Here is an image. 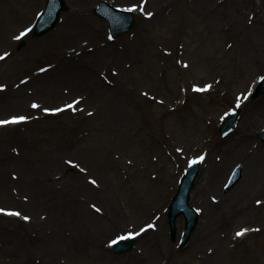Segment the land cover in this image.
I'll return each instance as SVG.
<instances>
[{"label":"rangeland","instance_id":"rangeland-1","mask_svg":"<svg viewBox=\"0 0 264 264\" xmlns=\"http://www.w3.org/2000/svg\"><path fill=\"white\" fill-rule=\"evenodd\" d=\"M65 1L68 9L54 29L41 37L28 31L17 40L45 0H0V55L7 53L0 60V120L25 117L0 125V264H128L122 258L132 253L143 264H264L260 175L246 198L254 218L232 217L218 242L205 243L203 260L189 243L179 247L170 239L166 217L193 157L206 155L205 172L209 158L222 164L223 153L241 137L242 161L232 158L228 167L245 158L257 163L264 94L247 96L264 73L262 7L243 11L236 21L228 0H216L215 11L207 0H155L163 10L157 15L154 0L144 14L139 0H107L133 9L136 19L110 40L106 22L92 10L99 0ZM212 29L218 35L209 34ZM47 77L56 79L37 92L36 82ZM238 103L240 119L252 120V127L237 124L223 137L219 123ZM217 145L222 152L210 150ZM4 155L11 156L8 163ZM231 170L204 196L226 195L235 186L224 188ZM190 204L197 206L192 198ZM183 222L180 217L178 231ZM147 223L154 229L141 232L130 251L108 248L111 238ZM243 228L248 231L237 237Z\"/></svg>","mask_w":264,"mask_h":264},{"label":"bare ground","instance_id":"bare-ground-1","mask_svg":"<svg viewBox=\"0 0 264 264\" xmlns=\"http://www.w3.org/2000/svg\"><path fill=\"white\" fill-rule=\"evenodd\" d=\"M207 1H209L210 7L213 11L217 10L216 0H207ZM228 2H229V9H230L231 15L232 17H234L236 21L238 19H241V15L243 11H246L247 9H251L255 11L258 7L259 8L262 7L263 10L261 8V10L257 12H260L261 15H264V0H228ZM147 3L149 4L148 0L146 1L145 5ZM153 5H155V7L157 8L156 10L154 8V12L156 15H157V12L159 14L163 12L162 7L159 6V3L157 1L154 0ZM165 5L168 6V4H165ZM215 16H216V13L212 17L215 18ZM71 27H72V22L69 19L68 24H66L64 28L67 30V28H71ZM213 30L214 29H212V31H210L209 34L213 32L214 33L213 36L218 35ZM261 30L263 31L262 36H264V28H261ZM62 32H65V30H62ZM1 39H2V36H0V40ZM249 54L247 55L248 56L247 59L251 62V58ZM255 64L258 65L257 63ZM58 76L61 78V75H58ZM50 79H56V77H51V78L47 77L45 79H42L41 81H37L35 84L37 86V92L45 88L46 85L52 81ZM75 81L77 80L68 79V83L73 89L78 88V84L75 83ZM95 94L96 93L93 94L94 97H95ZM255 121H256V118H255ZM238 124H240L244 128L246 127V130L249 131L250 128L252 127L253 121L248 120L247 118H244V119H240V121H238ZM244 139L245 138L237 137L230 144L231 148L228 149V152L223 153L222 164H216L214 162L215 160H211V158H209V164H208L207 169L205 170V172L199 171V175L197 176L195 180L196 184L194 186V189L191 192V198L194 200L195 203H197V206H198L197 209L202 219L198 218L196 230H194V232L190 235L188 243L193 248H196V251H197L196 257L201 258L202 260L206 258V254H207V247L205 246V243L211 239L218 242L219 238H221L222 234L224 233L223 231L228 228L227 225L230 222L232 217H233V221L235 219L246 220V218H254L252 217V213H253L252 210L255 208L253 207V204H250V202L246 200V198L250 199L251 194L253 195L254 192L257 190L256 186L258 185V182H259L255 180L257 175H260L262 176L261 178H264V146H260V150L258 151L257 163L253 162L254 155H252L250 157L253 159V161L245 158L243 165L240 164V166L242 167L241 168V178L239 179L237 184H235V186L226 195H221L220 198H218V200L213 199V197L216 196L215 194H212V195L210 194L208 197H207V194L204 196L205 190L208 189L210 191L211 190L214 191L217 189L219 178H222V176L229 169H231L228 166H229V162L231 163L233 162L231 160L232 158H235V157L238 158L234 163H237V161H242L243 154L241 153V149L243 148L242 145H243ZM210 150L211 151L220 150L221 152L223 151V149L219 145H217L216 147L210 148ZM5 156H6L5 160L4 159L2 160L5 161L4 163H8L9 162L8 159H11L9 158L11 156L4 155L3 157ZM203 157L204 159L202 160V163L204 162L206 155H204ZM198 164H199L198 166L199 170H202L201 161H199ZM2 175L3 174L0 173V179ZM201 176H203V178H201ZM263 187L259 189V191L260 190L264 191ZM216 197H218V195ZM235 201H237V204L234 203ZM233 204L235 205L234 214L230 207V206H233ZM263 206L261 205L260 207L262 208ZM98 220L102 221L104 219L98 218ZM221 226H223V228ZM151 229L153 228L151 227ZM204 232H206V235H204ZM100 254L105 255L103 252H100ZM108 255L112 256L111 254H108ZM122 262L123 263L126 262L128 264H143L141 263L139 259L137 260L135 258L133 253L131 254L130 257H123ZM100 263L102 264V260L100 261Z\"/></svg>","mask_w":264,"mask_h":264},{"label":"snow or ice","instance_id":"snow-or-ice-1","mask_svg":"<svg viewBox=\"0 0 264 264\" xmlns=\"http://www.w3.org/2000/svg\"><path fill=\"white\" fill-rule=\"evenodd\" d=\"M132 10L133 9H129V11H132ZM148 15L151 16L152 14L151 13H148ZM27 31H29V30L28 29H25V31L21 32L19 34V36L15 37V39L19 40L21 37H23L24 35H26ZM5 56H7V53H5L4 55H0V60H3L5 58ZM207 87L208 86H205L204 89H196V90L197 91H205V90H207ZM74 103H76V102H74ZM237 106H239V103L237 104ZM33 107H38V106L35 105V104H33ZM65 107L71 108V107H73V105H71V104L70 105H65ZM45 111H48V109H45ZM55 111L59 112V111H62V109H55ZM24 119H25V117L19 116V117H13V118H11L9 120H0V125L15 124V123H18L20 121H23ZM203 159H204L203 156L199 157V160H203ZM197 162H198L197 160H192V161H190V164H195ZM92 183H95V181H92ZM260 203H261V201H257V204L258 205ZM3 211H4L3 209H0V212H3ZM97 211H99V209H97ZM7 214L8 215H15V216H19L20 215V213H18V212H8ZM24 219L27 220L28 217H24ZM148 227L151 228L152 225H148ZM141 231H143V229H141ZM246 231H248V229H241L240 231L236 232V236L237 237L243 236ZM129 235L131 236L133 234L130 233ZM134 235H139V233H135ZM126 238H128V237H119L118 239H126ZM111 243L114 244V243H116V241L113 240V241H111Z\"/></svg>","mask_w":264,"mask_h":264},{"label":"water","instance_id":"water-1","mask_svg":"<svg viewBox=\"0 0 264 264\" xmlns=\"http://www.w3.org/2000/svg\"><path fill=\"white\" fill-rule=\"evenodd\" d=\"M263 92H264V80L259 84V86L255 90V92L253 93L252 98L256 97L257 95H259V94H261ZM233 120L234 119H230V122L229 123L227 122V123L230 125ZM228 124H226V125H228ZM262 136L264 137V134H262ZM183 197H185V196H182V195H177L176 196V198L173 201V204H171L172 206H171L170 212L168 214V216H169V224L171 226L172 235L174 234V221H175L176 215L178 214V212H176L177 208H176L175 205L176 204L181 205L180 199H182ZM187 221L188 222H187L186 229H185L184 240L187 239L189 233L193 229L195 221H196V217H192L191 218L190 216H188ZM125 247H126V245H122L121 247L117 248V250L123 249Z\"/></svg>","mask_w":264,"mask_h":264}]
</instances>
